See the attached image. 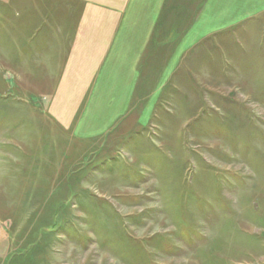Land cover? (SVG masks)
Segmentation results:
<instances>
[{
    "label": "rangeland",
    "instance_id": "1",
    "mask_svg": "<svg viewBox=\"0 0 264 264\" xmlns=\"http://www.w3.org/2000/svg\"><path fill=\"white\" fill-rule=\"evenodd\" d=\"M44 3L36 30L0 0V264H264V96L197 71L73 137L48 104L74 0Z\"/></svg>",
    "mask_w": 264,
    "mask_h": 264
},
{
    "label": "crops",
    "instance_id": "2",
    "mask_svg": "<svg viewBox=\"0 0 264 264\" xmlns=\"http://www.w3.org/2000/svg\"><path fill=\"white\" fill-rule=\"evenodd\" d=\"M45 6L7 0L12 22L39 15L36 30L48 24ZM67 48L48 110L80 139L130 116L149 121L153 96L197 71L219 88L223 77L246 79L242 93L264 96V0H74Z\"/></svg>",
    "mask_w": 264,
    "mask_h": 264
}]
</instances>
